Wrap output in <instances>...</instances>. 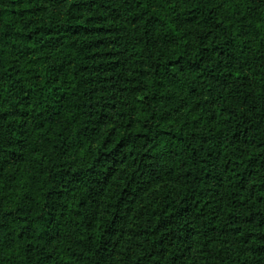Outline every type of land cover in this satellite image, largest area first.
<instances>
[{
	"label": "trees",
	"instance_id": "16d2710c",
	"mask_svg": "<svg viewBox=\"0 0 264 264\" xmlns=\"http://www.w3.org/2000/svg\"><path fill=\"white\" fill-rule=\"evenodd\" d=\"M169 1L0 0V264H264V0Z\"/></svg>",
	"mask_w": 264,
	"mask_h": 264
},
{
	"label": "rangeland",
	"instance_id": "374dc122",
	"mask_svg": "<svg viewBox=\"0 0 264 264\" xmlns=\"http://www.w3.org/2000/svg\"><path fill=\"white\" fill-rule=\"evenodd\" d=\"M159 1L160 3H162L164 7L166 6L169 7L171 13L173 12L172 14H175L177 12L178 8L174 7L173 3H171L169 0H159ZM229 1L230 0H227V2ZM261 20L262 21L264 20V15L260 16V21ZM112 126L113 123L111 122L107 125L106 128L109 129ZM167 193H168L167 190L163 189V186H161V187H157L156 189L152 190L149 193H146V195H144L140 199L139 205L137 207V211L139 210V214L133 215L129 221V225H128L129 234L127 235V237L122 243V246L120 247L118 254L119 261L124 260L125 258H127V256H129L131 252H133L134 239H137V236L140 234L138 233V230L141 229L143 233H146L149 230L148 221L145 220V217H148V210L151 208V205H153L154 202L161 201L162 199H164V196ZM136 252L137 251H135L134 254H137ZM63 259L64 261L61 264H78L76 262L71 263L70 261L73 260L68 255L63 257Z\"/></svg>",
	"mask_w": 264,
	"mask_h": 264
}]
</instances>
